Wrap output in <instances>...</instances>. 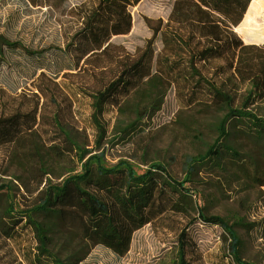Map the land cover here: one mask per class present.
I'll return each instance as SVG.
<instances>
[{"label": "trees", "instance_id": "trees-1", "mask_svg": "<svg viewBox=\"0 0 264 264\" xmlns=\"http://www.w3.org/2000/svg\"><path fill=\"white\" fill-rule=\"evenodd\" d=\"M26 1L33 8L54 11L63 48L30 51L0 34V147L16 145L23 136L49 125L61 144L52 145L50 154L76 158L81 172L58 184L48 182L38 202L28 209L18 210L9 202L4 211L7 237H18L26 228L31 231L36 243L32 264H79L81 259L74 255L61 259L51 248L61 230L83 241H95L94 199L84 187L96 181L116 201L132 232L149 224L158 232L180 217L171 229L175 238L169 244L175 264H190L188 255L200 258L189 235L196 223L222 231L220 240L227 245L233 264H250L241 256L236 225L207 215L197 204L196 192L188 187L195 183L199 169L212 163L236 174L247 170L248 179L264 185V169L259 172L258 162L264 158V117L249 110L246 103L232 107L233 68L243 42L230 25L195 0H172L157 46L147 50L121 87L127 97L132 90L149 86L144 94L153 106L158 93L152 84L162 81L187 106L204 104L223 114L215 128L216 139L203 153L184 159L183 178L178 180L159 162L150 163L142 174L125 160L107 167L101 156L90 155L92 152L82 149L71 136L66 117L71 116L74 105L86 99L96 138L101 141L106 137L102 116L108 105L118 107L119 102L86 88L93 73L114 65L127 53L132 37L128 6L122 0ZM213 61L221 64L211 71ZM228 126L250 141L258 158L241 154L230 145Z\"/></svg>", "mask_w": 264, "mask_h": 264}, {"label": "rangeland", "instance_id": "rangeland-1", "mask_svg": "<svg viewBox=\"0 0 264 264\" xmlns=\"http://www.w3.org/2000/svg\"><path fill=\"white\" fill-rule=\"evenodd\" d=\"M132 15V37L128 51L114 65L91 75L86 90L114 97L118 107L108 105L102 116L106 137L98 141L89 121L88 101L82 99L74 105L71 116L66 117L70 132L77 144L90 155L101 156L107 167L125 160L134 165L138 174L146 171L152 162L167 166L178 180L183 178V161L188 156L203 153L216 139V125L223 114L204 104L187 106L165 82H154L158 99L151 106L143 85L125 97L121 87L128 73L142 61L152 46L169 15L172 0H122ZM204 8L224 19L243 42L236 52L233 75L235 90L232 107L243 103L258 116L264 117V1L262 0H195ZM58 38L46 41L44 35L26 42L13 37L6 23L0 34L17 42L27 50L63 48L60 27L54 11L48 9ZM221 64L211 63V71ZM133 92V93H132ZM68 109L66 110V113ZM229 143L241 154L257 157L250 141L244 139L232 126H228ZM58 135L49 125H42L33 134L23 136L16 145L0 147V264H32L36 243L29 229L9 239L5 230L8 219L4 211L10 202L18 210L28 209L38 202L48 182L58 184L67 176L80 173L76 158L61 159L50 154ZM259 172L264 169V158L258 159ZM216 163V162H215ZM225 166L206 164L199 169L193 185L198 206L207 215L225 219L236 225L241 241V256L250 264H264V185L246 177V171L236 174ZM259 179H262V174ZM84 189L92 196L95 241H83L61 230L55 237L53 253L59 258L74 255L79 264H128L127 258L137 244L136 264H175V255L169 245L175 238L172 228L180 217L171 219L169 228L155 232L149 224L132 232L121 217L116 201L99 182L87 184ZM22 222L20 225H23ZM189 235L196 243L200 258L188 255L190 264H233L228 247L220 240L218 227L193 226Z\"/></svg>", "mask_w": 264, "mask_h": 264}, {"label": "bare ground", "instance_id": "bare-ground-1", "mask_svg": "<svg viewBox=\"0 0 264 264\" xmlns=\"http://www.w3.org/2000/svg\"><path fill=\"white\" fill-rule=\"evenodd\" d=\"M49 8H33L26 0H0V27L6 23L7 30L13 37L30 42L44 35L46 41H54L58 38L57 30L51 21ZM195 227L200 224L196 223ZM144 228V227H143ZM139 231V230H138ZM139 238L134 240V247L127 258L128 264H136L138 261L137 244ZM140 242H143L140 240Z\"/></svg>", "mask_w": 264, "mask_h": 264}]
</instances>
